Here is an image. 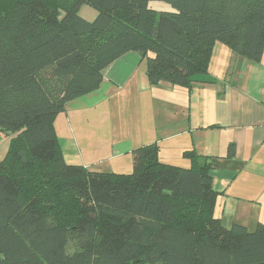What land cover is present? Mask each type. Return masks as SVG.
I'll return each instance as SVG.
<instances>
[{
  "label": "trees",
  "instance_id": "16d2710c",
  "mask_svg": "<svg viewBox=\"0 0 264 264\" xmlns=\"http://www.w3.org/2000/svg\"><path fill=\"white\" fill-rule=\"evenodd\" d=\"M216 44L259 63L264 0H0V264H264V225L215 216L210 158L186 151L183 168L151 144L131 173L90 171L66 163L55 129L126 53L150 86L190 89Z\"/></svg>",
  "mask_w": 264,
  "mask_h": 264
},
{
  "label": "crops",
  "instance_id": "0c3cea01",
  "mask_svg": "<svg viewBox=\"0 0 264 264\" xmlns=\"http://www.w3.org/2000/svg\"><path fill=\"white\" fill-rule=\"evenodd\" d=\"M55 129L66 163L103 173H130L131 152L142 146L156 144L161 162L183 168L182 154L194 150L212 162L223 226L264 225V51L251 63L216 44L208 74L190 89L150 86L144 60L126 53L97 91L67 105Z\"/></svg>",
  "mask_w": 264,
  "mask_h": 264
},
{
  "label": "rangeland",
  "instance_id": "374dc122",
  "mask_svg": "<svg viewBox=\"0 0 264 264\" xmlns=\"http://www.w3.org/2000/svg\"><path fill=\"white\" fill-rule=\"evenodd\" d=\"M149 7L152 10L157 11V12H173V9L170 7V5L164 2L153 1L149 4ZM79 15L87 21H92L96 13L93 9L89 8L86 5H83L79 9ZM9 140H10V136H5L0 133V161L4 158L7 152V149L9 146ZM79 156L80 155L78 153V157ZM75 165H78V164H75Z\"/></svg>",
  "mask_w": 264,
  "mask_h": 264
}]
</instances>
